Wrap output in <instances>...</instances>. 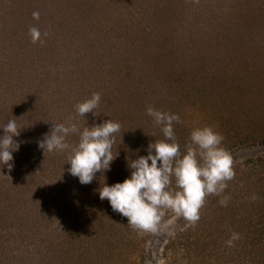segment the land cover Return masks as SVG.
<instances>
[{
	"label": "rangeland",
	"instance_id": "1",
	"mask_svg": "<svg viewBox=\"0 0 264 264\" xmlns=\"http://www.w3.org/2000/svg\"><path fill=\"white\" fill-rule=\"evenodd\" d=\"M94 92L95 114L79 116ZM149 103L180 117L181 151L207 125L233 158L235 178L195 225L165 211L141 232L99 198L147 155ZM10 119L21 134L13 168L0 165V264H264V0H0V128ZM107 119L121 126L118 155L90 184L67 151L37 145L52 124Z\"/></svg>",
	"mask_w": 264,
	"mask_h": 264
},
{
	"label": "clouds",
	"instance_id": "2",
	"mask_svg": "<svg viewBox=\"0 0 264 264\" xmlns=\"http://www.w3.org/2000/svg\"><path fill=\"white\" fill-rule=\"evenodd\" d=\"M33 18L38 19L39 13L34 12ZM28 31L31 42L36 43L41 36L39 29L33 26ZM100 100V94L94 92L74 107L79 116L85 117L87 113L95 114ZM146 114L160 127L164 138L150 142L146 156L128 161L129 177L112 185L103 183L98 189L99 198L107 199L114 212L127 218V224L141 232H157L165 211L195 225L206 197H221L228 187L227 182L236 175L233 158L222 146L224 137L211 126L194 127L190 131V142L181 151L173 128L174 123L180 122V117L152 106L146 108ZM0 129H3L0 165H6L10 171L14 166L12 153L20 147L13 137L20 136L21 127L10 119ZM120 129L119 122L110 119L82 130L74 123L69 126L57 123L52 124L49 133L38 140L37 145L44 152L67 151L68 172L77 177L80 184L87 185L92 183L97 172L110 170L111 162L118 155L112 154L114 134ZM77 133V143L69 144L67 137ZM228 199L223 196L218 202L227 206ZM252 199L255 201L258 197L253 195ZM239 238L238 233L232 232L225 243L231 247Z\"/></svg>",
	"mask_w": 264,
	"mask_h": 264
},
{
	"label": "trees",
	"instance_id": "3",
	"mask_svg": "<svg viewBox=\"0 0 264 264\" xmlns=\"http://www.w3.org/2000/svg\"><path fill=\"white\" fill-rule=\"evenodd\" d=\"M149 104L151 106V103H149ZM147 126L145 128V130H146V136L145 137H147V138H145L146 141L144 143L148 146V144L155 139V136H157L159 126L154 124L151 117H150L149 125L147 124ZM137 140H139V139H137Z\"/></svg>",
	"mask_w": 264,
	"mask_h": 264
}]
</instances>
